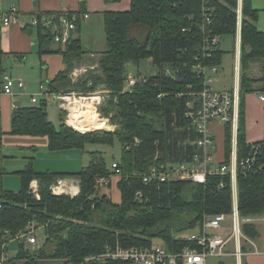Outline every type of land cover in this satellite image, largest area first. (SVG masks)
I'll use <instances>...</instances> for the list:
<instances>
[{
  "label": "trees",
  "instance_id": "1",
  "mask_svg": "<svg viewBox=\"0 0 264 264\" xmlns=\"http://www.w3.org/2000/svg\"><path fill=\"white\" fill-rule=\"evenodd\" d=\"M40 1L35 0L36 4ZM82 5L78 12L67 13L69 17H77L78 31L85 16ZM238 7V0H132L129 11H107L104 28L108 49L100 54L98 69L89 70L76 82L70 78L71 74L88 55L81 37H73L64 47L52 49L53 31L38 15L40 56L61 53L66 64V69L49 83V91L54 94L72 91L92 94L100 88L112 91L117 102L113 98L100 106L99 112L116 125V130L79 132L65 120L57 129L48 119L47 100L43 99L33 107L14 111L12 134L46 137L51 150L83 148L87 143L113 144L117 137L122 144V157L117 163L121 171L118 183L121 198L116 202L107 195H96L97 179L115 174L99 153H91L89 165L74 174L36 173L28 167L19 172L22 177L19 192L4 190L0 173V259L5 233L8 231L12 236L25 231L30 223L44 227L43 246L31 251L24 244L16 245L18 252L7 264H83L86 258L104 254L108 247L148 248L157 238L176 250L187 246L177 239V234L201 225L205 215L232 213L230 175L209 176L205 184L170 181L147 185L142 176L154 165L191 162L201 156L197 146L200 135L186 116L187 103L191 94L201 92L205 86V78L196 67L222 64L224 52L220 46L211 58L207 57L208 37L236 38ZM62 14L52 15L57 16L58 22ZM207 15L210 23H206ZM242 16L239 160L251 151L246 139L245 98L255 91L264 93V30L258 27L260 12L252 7L251 0H243ZM6 56L0 28V87L6 73ZM146 63L156 72L145 73L142 66ZM254 63L262 64L259 79L250 77ZM131 67H136L137 72L130 74ZM130 75L144 81L131 93L121 94ZM255 84L260 88H255ZM225 130L224 155L225 161L230 162L232 128L227 126ZM136 139L140 141L137 145ZM69 177L80 182V193L54 195L52 188ZM33 181L39 183V200L30 191ZM238 187L241 217L263 214L264 173L239 175ZM244 231L253 239L258 237L255 226H245ZM86 264L131 263L107 259Z\"/></svg>",
  "mask_w": 264,
  "mask_h": 264
},
{
  "label": "built area",
  "instance_id": "2",
  "mask_svg": "<svg viewBox=\"0 0 264 264\" xmlns=\"http://www.w3.org/2000/svg\"><path fill=\"white\" fill-rule=\"evenodd\" d=\"M87 19L88 15L82 17ZM81 18V19H82ZM5 25L9 26L16 22L15 17L5 18ZM78 19L76 16L69 17L67 13L59 16V21L48 20L45 25L51 28L54 34L55 43L65 46L73 38V34L77 30ZM206 23H210L207 15ZM220 37H208L207 43L210 50L208 58L211 57V52L216 51L220 46ZM198 74L204 76L205 86L199 93L191 94L192 99L187 103V118H189L195 126L200 138L197 142L198 148L201 150V156H197L191 162L179 164L154 165L143 174V182L147 184L166 183L170 181H188L196 184H205L209 176H231L232 179V195H233V211L231 214H215L205 215L201 225L196 227L197 235H183L177 237L181 242L187 243V246L180 249L171 250L162 240L161 244H154L148 248H123L117 245L115 249L108 247L106 252L100 256H91L85 259L86 263L96 262L99 260H115L128 262L131 264H207L210 257H232L236 259L237 264H243V259L252 255H261L255 240L247 235L244 231L245 226H255L259 237V228L264 223V213L261 215L241 217L239 211V187L238 177L256 176L264 173V141L251 144V151L246 158L239 160L238 158V132H239V105L236 94L232 92H217L212 87L214 77L218 72L216 67L209 68L199 65L196 67ZM88 72L86 69H81L80 73L74 72L71 77L74 82ZM210 72V74H209ZM143 79H138L134 75H130L124 91L121 94L132 92L133 88ZM16 90L26 92L27 86L22 80H16L12 77L5 76L3 84L0 87V93L3 95L15 97ZM39 96L43 99L54 102H59L60 106L67 114L66 124L69 127V118L72 116L70 108L73 106V101L85 99L80 97L81 94L76 92L54 94L49 91L48 85H42L39 90ZM79 94V95H78ZM96 106H101L106 102H117V97H114L112 91H104L96 93ZM79 97L80 99H77ZM91 97L90 99H92ZM264 102V94L260 97ZM32 103L37 105L39 100L36 96H32ZM82 103V101H81ZM17 109V105H13ZM84 111V109H83ZM219 123L222 126H230L233 137V149L230 162H217L215 158L216 141L213 132L210 129L211 124ZM73 128V127H72ZM138 139L135 140V145L139 144ZM114 176L120 177L121 171L118 169L117 163L112 164ZM111 178H98L96 181V195L100 194V188L105 189L111 185ZM225 187L222 182L220 188ZM71 191V188L66 187L64 180H59L57 185L52 188L54 195H62ZM31 193L39 200V183L33 181L30 185ZM142 197L141 193H138ZM44 230L43 226H37L35 223H30L25 231L15 235H10L7 231L4 235L5 244L3 245V256L0 259V264H7V261L13 257H9L10 244L26 245L27 247H35L39 243L38 231ZM256 238V240L258 239ZM40 249V248H39ZM8 257V258H7ZM224 264V263H220Z\"/></svg>",
  "mask_w": 264,
  "mask_h": 264
},
{
  "label": "crops",
  "instance_id": "3",
  "mask_svg": "<svg viewBox=\"0 0 264 264\" xmlns=\"http://www.w3.org/2000/svg\"><path fill=\"white\" fill-rule=\"evenodd\" d=\"M131 1L132 0H121L119 2L118 1L106 2L105 0H41L38 4H36L35 0H0V28L3 34V49L7 54L4 60V65L6 68L5 76L18 78V80H22L25 84H27L26 85L27 91L20 92L19 90H16L15 92L17 96L15 97L3 95L0 93V132L2 134L13 135L12 120H13L14 111L16 110L13 108V105H17L18 108L35 106L32 103V96L35 95L34 85H33L35 82V77H37L38 75V77H40L41 80L46 79L47 82L46 85H49V83L52 82L61 71L66 69L64 57L61 53L45 54L43 56H40L38 15H42L43 20L46 23L48 20H55L57 16L52 15L54 13L78 12L83 6L82 3H84V9H85L84 14L88 15V18L87 19L82 18L81 23L83 22L86 23L87 21H90L88 25V27H90L91 23L94 20H97L99 21V23L103 22L102 25L104 26L105 12L129 11L131 8ZM238 4L239 7H238L237 34H236V38H233L235 44L234 52H233L234 60H235V65H234L235 76L233 81L234 84L231 89H226V90H219V89L216 90L212 85L213 83L211 84V87L217 92H232L236 94L239 105L238 109H239V126H240V101H241L240 90H241V76H242L241 33H242V18H243L242 16L243 0H238ZM251 4L255 10L260 12V17L262 15L264 16V0H251ZM49 13L51 14L48 15ZM92 14H95V17L97 18L92 19L91 16ZM11 16L15 17L16 22L9 26L5 25L4 19L10 18ZM81 30L79 31L77 30L73 34V37L80 36L79 32ZM104 32H105V28H104ZM223 39L224 37L221 38V42H220L221 50H222L221 43H223ZM106 43H107V39H106ZM58 47L59 44L57 43L52 45V49H58ZM84 51L88 55H86V57L84 58L83 63L74 69L72 74L74 72L80 73L81 69L97 70L100 54H102L106 50L98 54L94 51H86V50ZM222 51L224 52V56H225V51L224 50ZM211 53L213 54L214 51ZM224 56L220 67L207 66L209 68L216 67L218 69V72L213 75L214 78L217 75L221 74L220 72L222 71V67L224 64ZM259 64L261 63H254L251 65L250 68L251 78L259 79L261 77L262 72L259 69ZM44 84L45 83L40 82V84L38 85V89L40 90V87ZM254 87L259 89L260 85L255 84ZM263 94L264 93L260 91H255L253 93L248 94L245 98V130H246L247 143L249 144L264 141V102H262L260 98ZM24 99L30 101L32 106L21 105ZM56 103L58 104L59 102L52 101L50 106L51 107L55 106ZM58 105H60V103ZM62 110L64 109L62 108ZM106 125L107 124L105 121V123L102 124L101 127L103 126L104 127L103 129L107 130V127H105ZM96 127L97 126L94 123V129L91 126L88 130L91 129L96 130ZM210 129L213 132L216 141V153H215L216 161L225 162L224 140H225L226 126H222L221 124L215 122L211 124ZM232 135L234 137V132H232ZM17 136L20 135H14V137ZM21 137H23V139H28L25 137H31V136H21ZM33 138L35 139L39 137H33ZM33 141L36 140H32V139L29 140V142H33ZM45 141L48 142V139L46 138ZM22 171L23 170L21 171L17 170L16 173L19 174V172ZM60 173L74 174L73 172H60ZM64 181L66 183V187L71 188V191L69 190L68 193H66V195L76 196L80 193V182L77 179H73V180L64 179ZM119 182H120V177L112 176L110 189L105 193H103L105 195L110 196L113 199V196L115 197L118 196L116 193L118 192L119 200L113 199L116 202H119L121 198V193L120 190L118 189ZM9 251H10L9 257H13L11 256V247ZM253 256H255V258H253L250 261V263L248 262V264H259L258 262L264 264L262 258H259V256L262 255H252V257Z\"/></svg>",
  "mask_w": 264,
  "mask_h": 264
},
{
  "label": "rangeland",
  "instance_id": "4",
  "mask_svg": "<svg viewBox=\"0 0 264 264\" xmlns=\"http://www.w3.org/2000/svg\"><path fill=\"white\" fill-rule=\"evenodd\" d=\"M92 19L97 18L95 17V14H92ZM92 21V20H91ZM90 21H87L86 23H82L81 31L79 32V35L81 37L82 46L84 50L86 51H94L97 54L101 53L108 49L107 43H106V37L104 32V26L102 25L103 22L94 20L91 23V26L88 27ZM258 27L260 30H264V16L262 15L260 17V20L258 22ZM140 37V35H138ZM222 44V50L225 51L224 56V64L222 67L221 74L217 75L213 80V87L216 90H226L231 89L234 84V76H235V60H234V39L231 36L224 37ZM143 71L146 72H156L155 69L151 67L149 63L144 64ZM262 64H259V69L261 70ZM88 70V69H86ZM90 70V69H89ZM88 70V71H89ZM137 72L136 67L130 68V74H134ZM210 74V72H209ZM84 76V75H83ZM72 79V77H70ZM18 80V78H13ZM45 80V81H44ZM41 80L40 77H35L34 82V93L36 94L39 103L43 100V97L39 96L40 92L38 89V85L41 83H45L46 86L47 82L46 79ZM73 80V79H72ZM27 85V84H26ZM104 91H109L105 88H100L98 91L92 94H81L80 97H85V99H81L83 103H92V107L94 110H90L88 113L87 118L84 117H77L72 118L75 121L82 120L85 122H88L91 124L92 128L94 129V123H96V130H79L77 129L76 123H70L75 126L76 131L79 132H100V131H107L110 129V132H114L116 130V125L112 124L110 122L109 118H104L101 116L99 112V107L95 105V101L97 95L96 93ZM77 93V92H76ZM78 94V95H79ZM93 97L92 99H90ZM77 99H80L77 97ZM110 102V101H109ZM52 103L51 101L47 102V114L48 119L54 124V126L59 129L61 125L63 124V120L67 119V114H65L64 110H62L61 106L57 103L55 106H50ZM82 103V104H83ZM108 102L101 106H105ZM23 106H32L30 101L27 99H24L21 103ZM85 109V108H83ZM86 111L88 109L86 108ZM106 122V129L99 128L101 127L100 124L102 122ZM66 122V121H65ZM93 130V131H92ZM28 139H23L21 136L14 137V135L11 134H2L0 132V172L3 174L2 178V187L6 191H13V192H19L22 188V177L16 173L18 170H26L28 167L32 169L36 173H48V172H73L77 173L81 171L83 168L87 167L92 159L91 153H99L103 159L105 160L106 164L109 168H111L112 164L118 163V161L121 160L122 157V144L116 137L114 139L113 144H104V143H87L83 148H70V149H64V150H51L49 148L48 142L45 141L46 138L39 137V138H33V137H25ZM36 140L33 142H29V140ZM70 180H73L75 178L69 177ZM111 185L105 189L100 188V194L105 193L110 189ZM117 193V197L113 196L114 200H119V193ZM63 195V194H62ZM105 195V194H104ZM115 195V194H114ZM71 196V195H70ZM108 196V195H107ZM110 197V196H108ZM183 235H190L194 236L197 235L196 228L190 231H186L180 234H177V237H181ZM45 234L43 233V230L38 231V239L39 243L35 247H28L31 249V251H36L39 248H41L45 242ZM256 245L259 248V251L261 252L262 256H259V258H262L264 261V223L259 228V237L258 239H254ZM161 239H154V244H161ZM11 247V256H14L18 252V248L16 247V244H10ZM8 258V257H7ZM251 258V259H250ZM255 258V256L246 257L243 259V263L248 264L250 261ZM237 264L236 259L232 257H223V258H217V257H210L207 260V264ZM259 264H262L258 262Z\"/></svg>",
  "mask_w": 264,
  "mask_h": 264
},
{
  "label": "bare ground",
  "instance_id": "5",
  "mask_svg": "<svg viewBox=\"0 0 264 264\" xmlns=\"http://www.w3.org/2000/svg\"><path fill=\"white\" fill-rule=\"evenodd\" d=\"M82 103L80 100L73 101V106L70 108L72 118L84 117V116L87 118L89 111L91 109L94 110L92 107V103H83V104ZM83 108H85L84 111H83ZM86 108L88 109V111H86ZM71 117L69 118V125L72 126L74 129H76L75 126L70 123H76L77 129L79 128V130H88L91 127L90 123L82 121V120L75 121Z\"/></svg>",
  "mask_w": 264,
  "mask_h": 264
},
{
  "label": "water",
  "instance_id": "6",
  "mask_svg": "<svg viewBox=\"0 0 264 264\" xmlns=\"http://www.w3.org/2000/svg\"><path fill=\"white\" fill-rule=\"evenodd\" d=\"M108 131V130H107ZM108 132H110V131H108ZM59 196V195H58Z\"/></svg>",
  "mask_w": 264,
  "mask_h": 264
}]
</instances>
